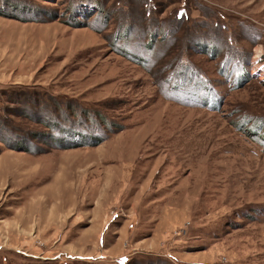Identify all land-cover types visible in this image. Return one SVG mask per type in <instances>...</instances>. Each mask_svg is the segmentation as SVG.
<instances>
[{"label": "rangeland", "instance_id": "rangeland-1", "mask_svg": "<svg viewBox=\"0 0 264 264\" xmlns=\"http://www.w3.org/2000/svg\"><path fill=\"white\" fill-rule=\"evenodd\" d=\"M0 264H264V0H0Z\"/></svg>", "mask_w": 264, "mask_h": 264}, {"label": "crops", "instance_id": "crops-1", "mask_svg": "<svg viewBox=\"0 0 264 264\" xmlns=\"http://www.w3.org/2000/svg\"><path fill=\"white\" fill-rule=\"evenodd\" d=\"M94 228H96V227L94 226ZM98 229H99V228H98ZM96 231H97V229H94V231L92 232V234H91V235H88L87 238L85 237L84 240H92V238L95 237V236L97 235V234H96ZM46 232H49V234H51L52 231H49V230H48V231H44L42 234H44V233L46 234ZM53 235H55V233H54ZM49 239H50V238L48 237L46 240H49Z\"/></svg>", "mask_w": 264, "mask_h": 264}, {"label": "trees", "instance_id": "trees-1", "mask_svg": "<svg viewBox=\"0 0 264 264\" xmlns=\"http://www.w3.org/2000/svg\"><path fill=\"white\" fill-rule=\"evenodd\" d=\"M205 43H206V42H205ZM214 46H215V45H214ZM241 74H242L241 76H243V75L246 74V73L241 72ZM198 86H201V85L198 84ZM204 94H206V96H207V95H209L210 93L204 92L203 95H204ZM203 100H205V97H202V101H203ZM206 101H207V100H206ZM209 102H210V101H209ZM55 123H56V122H54V123L52 122V125H53L54 127H56V126H57V128H62V127H63V126L60 124V122L57 121V123H56V124H55ZM54 124H55L56 126H55Z\"/></svg>", "mask_w": 264, "mask_h": 264}]
</instances>
